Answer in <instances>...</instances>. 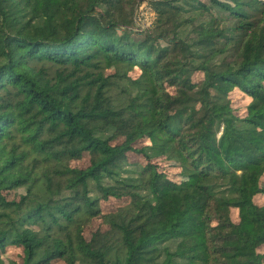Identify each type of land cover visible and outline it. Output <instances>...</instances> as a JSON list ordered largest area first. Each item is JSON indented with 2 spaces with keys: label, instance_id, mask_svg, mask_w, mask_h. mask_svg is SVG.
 Wrapping results in <instances>:
<instances>
[{
  "label": "trees",
  "instance_id": "16d2710c",
  "mask_svg": "<svg viewBox=\"0 0 264 264\" xmlns=\"http://www.w3.org/2000/svg\"><path fill=\"white\" fill-rule=\"evenodd\" d=\"M259 198L264 0H0V264H264Z\"/></svg>",
  "mask_w": 264,
  "mask_h": 264
},
{
  "label": "rangeland",
  "instance_id": "374dc122",
  "mask_svg": "<svg viewBox=\"0 0 264 264\" xmlns=\"http://www.w3.org/2000/svg\"><path fill=\"white\" fill-rule=\"evenodd\" d=\"M141 4H137L134 7L133 16H132L133 24L131 26L132 30L133 31H142V32H144V31L148 32L149 31V32H153L154 36H159L161 30L157 29L155 27L156 14L147 3H146V7L148 9L145 7L141 11H139L142 13V15L139 17L140 20L137 19V17H135V13L136 12L138 13V10H139L138 8ZM136 21L139 23L138 26H140V27H137ZM191 30H192L191 28L186 29L185 34L191 33ZM158 44H161L162 46H164L165 42L163 39L159 38ZM133 74L135 75L136 71ZM201 77H202V75L200 73H197L194 75V77L192 79L194 82H196V81L200 80ZM230 98L232 101V108H233L234 113L236 115L242 116L244 114V111H245L247 100L242 95H240V93L239 94L238 93H236V94L232 93V94H230ZM130 160L142 162V159L136 155H130ZM87 161H88V158L86 156H83V158L81 159V161L77 165L84 166V165H86ZM156 163L159 165L160 168H162L166 172V174L169 178H171L173 180H179L180 179L179 178L180 169H178L177 167H175L172 164L161 162V160L156 161ZM18 192L23 193V190H19ZM257 201L262 203V202H264V199L259 198V199H257ZM124 203H125L124 200L109 199L107 201L101 202V208L104 212H109V211L114 210L117 207L122 206ZM230 216H231V220L234 223H236L238 221V217H237L236 211L234 209L231 210ZM100 222H101L100 219H96L93 221V223L91 225H89L86 228L84 236L86 237L87 240L90 238V235L92 234V232H94L99 227ZM258 252L264 254V247L259 248ZM17 257H18V255L16 253V250H14V249H7L6 250V258L7 259L17 258ZM263 262H264V259H263ZM52 264H63V263L60 261H56V262H53Z\"/></svg>",
  "mask_w": 264,
  "mask_h": 264
},
{
  "label": "built area",
  "instance_id": "2783aa9c",
  "mask_svg": "<svg viewBox=\"0 0 264 264\" xmlns=\"http://www.w3.org/2000/svg\"><path fill=\"white\" fill-rule=\"evenodd\" d=\"M146 7V3H142L140 6H139V10H138V13L136 12L135 13V17H137V19H139L140 20V16L142 15V13L141 12H139V11H141L143 8H145ZM147 8V7H146ZM148 9V8H147ZM138 22L136 21V25H137V27H140V26H138Z\"/></svg>",
  "mask_w": 264,
  "mask_h": 264
}]
</instances>
